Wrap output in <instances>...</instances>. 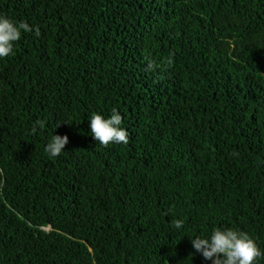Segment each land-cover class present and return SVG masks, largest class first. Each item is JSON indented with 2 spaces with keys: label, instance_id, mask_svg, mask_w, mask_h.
<instances>
[{
  "label": "trees",
  "instance_id": "obj_1",
  "mask_svg": "<svg viewBox=\"0 0 264 264\" xmlns=\"http://www.w3.org/2000/svg\"><path fill=\"white\" fill-rule=\"evenodd\" d=\"M0 16L33 27L0 58V264H212L191 240L217 228L264 252V0H0ZM113 108L129 143L103 146L89 118Z\"/></svg>",
  "mask_w": 264,
  "mask_h": 264
},
{
  "label": "clouds",
  "instance_id": "obj_2",
  "mask_svg": "<svg viewBox=\"0 0 264 264\" xmlns=\"http://www.w3.org/2000/svg\"><path fill=\"white\" fill-rule=\"evenodd\" d=\"M208 18L212 19L213 17ZM25 32H33V27L27 22L17 23L6 16H0V58H6L13 53L14 44L21 39ZM35 34L39 36L38 26L35 28ZM170 63L171 61H169ZM156 67L158 66L155 61H149V70H155ZM89 121L91 134L101 145L129 143L130 133L121 127L123 117L117 109L113 108L112 114L108 118L100 113H93ZM37 124L41 128L44 126L41 121H37ZM35 131L36 129L33 128V132ZM68 143L67 135H53L46 145L45 151L51 157H57L65 150ZM173 224L176 228H181L183 221L175 220ZM43 229L51 231L52 226L49 225ZM191 242L194 249L212 264H254L258 258L264 256V252L248 233L231 228H217L210 237H196Z\"/></svg>",
  "mask_w": 264,
  "mask_h": 264
}]
</instances>
